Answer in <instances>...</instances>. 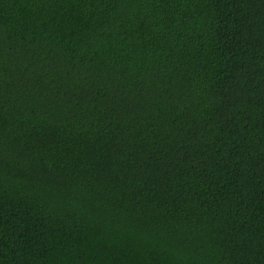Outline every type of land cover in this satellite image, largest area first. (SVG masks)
Segmentation results:
<instances>
[{
  "label": "trees",
  "instance_id": "1",
  "mask_svg": "<svg viewBox=\"0 0 264 264\" xmlns=\"http://www.w3.org/2000/svg\"><path fill=\"white\" fill-rule=\"evenodd\" d=\"M0 264H264V0H0Z\"/></svg>",
  "mask_w": 264,
  "mask_h": 264
}]
</instances>
